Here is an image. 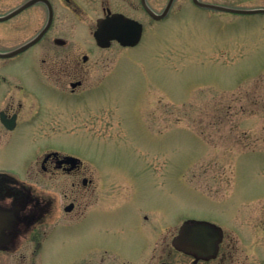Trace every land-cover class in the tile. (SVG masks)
<instances>
[{
    "label": "flooded vegetation",
    "instance_id": "obj_1",
    "mask_svg": "<svg viewBox=\"0 0 264 264\" xmlns=\"http://www.w3.org/2000/svg\"><path fill=\"white\" fill-rule=\"evenodd\" d=\"M170 2L0 0V264H264L260 208H242L239 199L223 220L168 221L162 211L165 173L144 166L135 170L103 154L102 147L130 146L99 137L96 155L60 149L69 141L65 131L75 111L82 124L80 138L86 141L87 111L100 109L92 99L107 95L116 82L114 73L101 74L105 61L95 57L113 46L132 50L140 45L148 23H164L176 13L178 0L166 13ZM205 9L214 16L234 14ZM114 15L143 25L137 46L97 44L99 23ZM103 114L95 112L96 120ZM92 124L94 130L109 126ZM53 128L59 129L56 135L50 134ZM18 148L25 149L20 157ZM150 158L137 155L149 167ZM156 179L163 187L155 186ZM151 180L155 188L143 190L142 182ZM145 198L153 203L136 205ZM63 250L68 255L56 256Z\"/></svg>",
    "mask_w": 264,
    "mask_h": 264
},
{
    "label": "rangeland",
    "instance_id": "obj_2",
    "mask_svg": "<svg viewBox=\"0 0 264 264\" xmlns=\"http://www.w3.org/2000/svg\"><path fill=\"white\" fill-rule=\"evenodd\" d=\"M225 1L264 6V0ZM183 8L189 10L180 16ZM175 12L164 23H148L145 39L132 50L113 46L95 57L105 61L101 74L114 73L116 82L107 95L92 99L100 109L87 111L86 141L75 111L65 131L69 141L60 149L96 155L99 137L130 146L102 149L134 169L165 173L162 211L168 221L223 220L239 199L242 208L264 213V14L214 16L189 0H178ZM88 39L94 47L93 36ZM95 112L104 114L96 120ZM93 122L113 129L94 130ZM24 152L18 148L16 155ZM138 154L149 155L152 166ZM141 186L155 188L153 180ZM155 186H162L159 179Z\"/></svg>",
    "mask_w": 264,
    "mask_h": 264
},
{
    "label": "water",
    "instance_id": "obj_3",
    "mask_svg": "<svg viewBox=\"0 0 264 264\" xmlns=\"http://www.w3.org/2000/svg\"><path fill=\"white\" fill-rule=\"evenodd\" d=\"M174 0H171L166 13L169 11ZM195 2L205 8H215L222 11L236 14H259L264 13V9H236L222 6H214L203 3L199 0ZM166 13L161 16L164 17ZM143 33V25L138 21L126 18L123 15H114L106 20H102L98 25V30L94 37L98 45L101 47H109L112 41H118L122 46H136ZM188 226L186 229H189Z\"/></svg>",
    "mask_w": 264,
    "mask_h": 264
}]
</instances>
